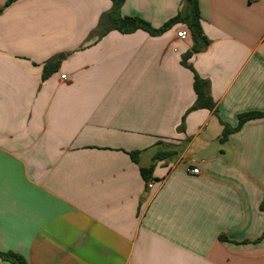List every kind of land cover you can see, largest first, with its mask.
Returning a JSON list of instances; mask_svg holds the SVG:
<instances>
[{
  "label": "crops",
  "instance_id": "0c3cea01",
  "mask_svg": "<svg viewBox=\"0 0 264 264\" xmlns=\"http://www.w3.org/2000/svg\"><path fill=\"white\" fill-rule=\"evenodd\" d=\"M6 1L0 252L28 264H264V117L221 139L264 111V0H198L209 43L188 62L215 110L192 108L187 24L100 37L112 0ZM183 6L125 0L120 13L158 28Z\"/></svg>",
  "mask_w": 264,
  "mask_h": 264
},
{
  "label": "trees",
  "instance_id": "16d2710c",
  "mask_svg": "<svg viewBox=\"0 0 264 264\" xmlns=\"http://www.w3.org/2000/svg\"><path fill=\"white\" fill-rule=\"evenodd\" d=\"M15 1L17 0H7L5 3V7L9 6ZM112 2V10L102 17L101 22L98 26L97 32L100 37L112 30H117L122 33H131L137 30H144L151 35L157 36L163 34L176 23L183 22L188 25L194 44L192 49L183 56L182 62L183 65H185L194 72V90L196 92L197 98L192 108H206L209 110H215L216 103L210 94L209 81L201 78L194 70L193 66L188 62V59L191 58L194 53L203 51L209 43V40L204 35L201 27V13L198 0H184V6L181 11H179V13L174 18L170 19L158 28L153 27L148 21L144 20L141 17L122 16L120 13V9L125 0H112ZM58 62L59 60L57 59L54 64L49 65L51 64L49 63L45 65L43 78H46L51 73V71L56 69ZM262 117H264V111H255L240 114L236 127H231L228 125L224 126L221 138L222 141L227 140L228 136L232 132L239 130L245 122ZM129 154L135 162H138L141 155V151L134 150L130 151ZM164 155V153H160L159 155H157L156 159H162ZM152 169L153 166L148 168H140L141 173L146 181H149L151 179ZM260 209L264 210V200L260 205ZM262 237H264V234ZM0 255L4 259L9 260L14 264H28L23 256L14 252H0Z\"/></svg>",
  "mask_w": 264,
  "mask_h": 264
},
{
  "label": "built area",
  "instance_id": "2783aa9c",
  "mask_svg": "<svg viewBox=\"0 0 264 264\" xmlns=\"http://www.w3.org/2000/svg\"><path fill=\"white\" fill-rule=\"evenodd\" d=\"M178 37L181 39H186L187 38V32L186 31L178 32ZM62 77L65 78V76H62ZM188 171L192 174H195V175H198L201 173L200 169L197 167L189 168ZM148 186L152 187L153 186L152 182H150V184H148Z\"/></svg>",
  "mask_w": 264,
  "mask_h": 264
},
{
  "label": "water",
  "instance_id": "95a60500",
  "mask_svg": "<svg viewBox=\"0 0 264 264\" xmlns=\"http://www.w3.org/2000/svg\"><path fill=\"white\" fill-rule=\"evenodd\" d=\"M144 160L148 161L145 156H143V157L140 158V164H141V166H143V167H149L150 166V163L149 162L145 163Z\"/></svg>",
  "mask_w": 264,
  "mask_h": 264
}]
</instances>
